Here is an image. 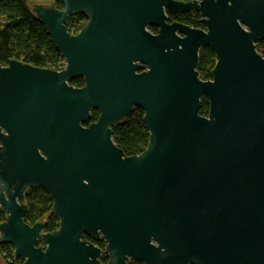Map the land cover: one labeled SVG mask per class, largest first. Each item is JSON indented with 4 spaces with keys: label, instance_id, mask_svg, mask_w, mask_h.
<instances>
[{
    "label": "water",
    "instance_id": "obj_1",
    "mask_svg": "<svg viewBox=\"0 0 264 264\" xmlns=\"http://www.w3.org/2000/svg\"><path fill=\"white\" fill-rule=\"evenodd\" d=\"M60 1L32 9L65 68L0 66V246L22 264H264V0ZM166 10H195L206 30ZM72 15L87 19L76 35ZM135 108L149 143L126 156L112 128ZM33 188L57 230L25 222Z\"/></svg>",
    "mask_w": 264,
    "mask_h": 264
},
{
    "label": "trees",
    "instance_id": "obj_2",
    "mask_svg": "<svg viewBox=\"0 0 264 264\" xmlns=\"http://www.w3.org/2000/svg\"><path fill=\"white\" fill-rule=\"evenodd\" d=\"M35 3L50 4L58 9H63L60 0H0V66L8 65L11 59L19 60L35 67L50 69L54 71L63 70V58L53 45L51 37L46 29L37 19L33 12ZM30 4L32 6H30ZM199 13L192 12L185 14L186 24L203 28L200 22ZM87 20L82 15H72L66 22L67 30L73 34H78L85 26ZM258 45H263L261 42ZM256 46V48H257ZM264 57V50L261 51ZM216 64V55L209 47H204L200 51L197 71L203 81L212 80V70ZM74 87L84 86V79L78 78L70 81ZM209 113V101L206 97L201 100L200 114L207 116ZM100 116L99 111L91 113V121L96 122ZM144 112L135 108L134 111L119 125L112 128L113 141L126 156H136L142 154L149 143V132L145 127ZM27 212L24 216L26 223L33 225L38 221H46L45 232H53L59 228V219L53 213V201L42 188L30 189L26 194ZM6 219V215L0 211V223ZM94 242L104 249V241ZM0 252L6 264H22L23 261L15 258L14 248L11 245H1ZM101 260L108 263L106 253H103ZM129 264H142L140 262H130Z\"/></svg>",
    "mask_w": 264,
    "mask_h": 264
},
{
    "label": "flooded vegetation",
    "instance_id": "obj_3",
    "mask_svg": "<svg viewBox=\"0 0 264 264\" xmlns=\"http://www.w3.org/2000/svg\"><path fill=\"white\" fill-rule=\"evenodd\" d=\"M175 1H179V2H185V3H187V2H194V1H201V0H175ZM192 12H196V13H199V12H197V11H195V10H192V11H188V12H184V13H178L177 15H172L171 13H169V11L168 10H166L165 11V13H166V16H167V24H174V23H178V24H183V25H186V26H189V27H191V28H193V29H198V30H206V28H205V25L201 22V20H202V16L200 15V13H199V15L201 16V19H200V22H201V24L204 26L203 28H198V27H194V26H191V25H189V24H186V22H185V20H184V16H185V14H188V13H192ZM83 16V15H82ZM87 20V19H86ZM87 23V22H86ZM86 25V24H85ZM149 31L153 34V35H157L158 34V31H159V28H157V27H154V26H152V27H150L149 28ZM261 42H264V40L263 41H260V42H258L257 44H259V43H261ZM257 44H256V46H257ZM204 48V47H203ZM201 51V50H200ZM261 54V53H260ZM262 55V54H261ZM199 57H200V53H199ZM25 202H26V197H25ZM86 239V238H85ZM92 240V239H91ZM93 241V240H92ZM94 243V242H93ZM102 249V248H101ZM104 253V252H103ZM103 255V254H102ZM102 258V257H101ZM103 262V261H102ZM130 262H135L134 260H130L129 262H128V264L130 263ZM136 262H138V261H136Z\"/></svg>",
    "mask_w": 264,
    "mask_h": 264
},
{
    "label": "rangeland",
    "instance_id": "obj_4",
    "mask_svg": "<svg viewBox=\"0 0 264 264\" xmlns=\"http://www.w3.org/2000/svg\"><path fill=\"white\" fill-rule=\"evenodd\" d=\"M65 66H66V62H65V60H63V69L65 68ZM7 253L5 252L4 254H2L1 252H0V264H6L5 263V261H4V259H3V257H5V256H7L6 255ZM5 255V256H4Z\"/></svg>",
    "mask_w": 264,
    "mask_h": 264
}]
</instances>
